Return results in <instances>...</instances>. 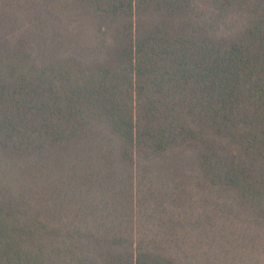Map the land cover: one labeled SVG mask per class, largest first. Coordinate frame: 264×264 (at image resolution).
Wrapping results in <instances>:
<instances>
[{
    "label": "trees",
    "instance_id": "16d2710c",
    "mask_svg": "<svg viewBox=\"0 0 264 264\" xmlns=\"http://www.w3.org/2000/svg\"><path fill=\"white\" fill-rule=\"evenodd\" d=\"M0 264H264V0H0Z\"/></svg>",
    "mask_w": 264,
    "mask_h": 264
}]
</instances>
